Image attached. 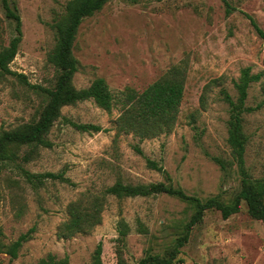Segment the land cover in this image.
Here are the masks:
<instances>
[{"label": "rangeland", "instance_id": "obj_1", "mask_svg": "<svg viewBox=\"0 0 264 264\" xmlns=\"http://www.w3.org/2000/svg\"><path fill=\"white\" fill-rule=\"evenodd\" d=\"M70 1L12 0L22 19L23 40L10 67L25 79L0 76V133L36 120L47 103L45 89H53L57 80V71L48 62L56 45L53 25L66 15ZM229 2L235 9L230 16L223 0H112L83 22L74 46L79 61L74 84L83 89L103 78L117 104L111 113L93 101L65 107L63 117L100 125L106 131L80 132L64 118L49 134L52 149L40 150L29 163L21 159L0 163V264H36L50 254L69 257L70 264H93L100 243L103 264H137L148 254H169L194 211L168 195L107 196L99 225L73 237L59 234L70 219L71 203L105 196L118 180L167 182L148 166V160L162 165L171 183L189 196L218 197L226 203L236 197L241 190L237 168L222 170L214 161L231 160L229 106L221 91L236 99L234 83L242 69L251 67L253 74L263 78L250 88L247 105L257 107L264 101V40L245 16L250 15L264 31V0ZM15 35V24L7 19L0 0V50ZM176 66L186 70V85L175 128L143 140L120 132L117 120L123 106L118 101L126 89L141 93ZM245 131L250 138L247 167L260 178L264 175V107L245 116ZM24 171L63 173L73 184L48 180L36 189ZM121 222L128 227L123 240ZM33 227V238L17 259L3 253V245L14 243ZM174 264H264V222L249 215L245 202L229 219L219 211H208Z\"/></svg>", "mask_w": 264, "mask_h": 264}, {"label": "trees", "instance_id": "obj_2", "mask_svg": "<svg viewBox=\"0 0 264 264\" xmlns=\"http://www.w3.org/2000/svg\"><path fill=\"white\" fill-rule=\"evenodd\" d=\"M6 17L15 24L16 35L9 46L0 50V76H12L25 79L24 75L12 71L10 65L18 55L23 40L22 19L18 7L12 0H1ZM112 0H72L67 4L66 15L53 25L56 30V45L48 55V62L57 71V80L53 89H45L47 103L42 108L39 117L30 123L23 124L11 131L0 133V163L9 164L21 159L29 163L36 158L42 149H52L54 144L49 134L55 124L64 119L62 110L65 107L76 106L79 103L93 101L99 108L111 113L117 104V99L103 78L95 79L92 84L78 89L74 78L79 71V61L74 55V46L79 29L87 18L93 17L104 9ZM140 0H137V2ZM151 1V0H145ZM227 15L235 10L229 0H223ZM251 22L258 35L264 40V31L255 19L245 15ZM252 68L242 69L240 77L234 83L237 91L235 99L227 90L221 91L222 100L229 106L228 138L231 160L214 158L222 170L237 168L241 179V190L229 203L218 197L201 200L189 196L182 188L171 183V178L162 165L148 160V166L162 173L167 182L151 184H127L118 180L105 191V196H93L86 200L76 201L69 205L68 222L60 228V237H73L77 234L90 232L102 221L107 196L117 199L149 198L159 195H168L181 202L189 204L194 213L186 224L183 235L178 239L176 246L167 255L148 254L137 264H174L181 249L188 243L193 228L203 223L208 211L216 210L224 219H229L241 210L243 202L247 204L248 213L254 219L264 222V175L255 178L247 167L246 153L250 141L245 131V116L257 112L264 107V101L257 107L247 105L249 91L253 84L262 80L263 74H253ZM186 70L181 66L171 68L161 79L148 86L139 93L133 89H126L119 103L123 106V113L117 120L118 130L125 134H134L143 139H153L164 133H170L178 123L182 102L185 96ZM67 124L80 132L95 134L106 131L100 125L78 124L65 118ZM25 152L21 155V150ZM137 153L143 155L139 147ZM27 181L36 189L45 185V182L58 181L66 184L70 179L63 173L46 172L33 174L24 171ZM35 227L22 234L18 240L10 245H3V253L12 260L19 256L21 248L33 238ZM121 240L128 235V227L121 222L119 226ZM103 244L100 243L93 256V264H103ZM36 264H70L69 257L58 259L48 255Z\"/></svg>", "mask_w": 264, "mask_h": 264}]
</instances>
